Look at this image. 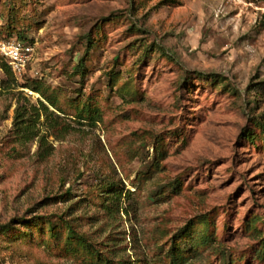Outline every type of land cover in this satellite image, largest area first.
<instances>
[{
	"label": "rangeland",
	"instance_id": "obj_1",
	"mask_svg": "<svg viewBox=\"0 0 264 264\" xmlns=\"http://www.w3.org/2000/svg\"><path fill=\"white\" fill-rule=\"evenodd\" d=\"M10 32L34 54L0 63V224L57 235L15 221L0 264H264V0H0Z\"/></svg>",
	"mask_w": 264,
	"mask_h": 264
},
{
	"label": "trees",
	"instance_id": "obj_2",
	"mask_svg": "<svg viewBox=\"0 0 264 264\" xmlns=\"http://www.w3.org/2000/svg\"><path fill=\"white\" fill-rule=\"evenodd\" d=\"M3 38H14V39H17V40H21V41H24V42H28L25 40V37L24 35L21 33V32H18L17 35H12V33L10 32L9 34H6V35H2ZM101 42V39L98 38V36H95V37H89L87 39V44H86V49L83 53V56L79 57L78 58V63L75 65V74L76 75H79L81 77L84 76L85 74V61L87 60V55L90 53L91 49L93 48V46H96L98 45L99 43ZM0 63H1V67L4 69V71L6 72L7 76L9 78H14L15 79V76L11 70V68L8 66V64H6V62H4L2 60V58L0 57ZM26 74V73H25ZM24 74V75H25ZM23 75V76H24ZM39 79H42V78H32V77H29L27 78L28 81H31L30 84H28V82L24 85L26 86H30L32 87V89L34 91H41L40 89V86H39ZM112 81H114V76H112ZM125 86L124 85H121L118 87V90H122ZM125 92H127L128 94H130V92L128 90H125ZM49 102L51 103V105H53L54 107L57 108V104H56V100L54 99H48ZM90 101V100H89ZM88 100H77V106H76V111H75V115L77 118L79 119H85V120H92V121H95L96 120V108L95 105H93L91 102H89ZM41 105L43 106V108L48 111V107L43 103L41 102ZM23 114H20L18 113L16 115V118L18 120L19 117H22ZM22 121V119H21ZM263 127H264V124H262ZM23 129H30L29 128V125H26L25 127H23ZM248 135V138H254V136L252 137V134L249 133L247 134ZM111 187V186H110ZM105 189H108L109 187H104ZM117 188H114V190L112 192H116ZM101 191H104V190H101ZM106 192V191H105ZM116 197V200H119L121 197H122V191H120ZM105 199V198H103ZM102 199V201H103ZM108 199V198H107ZM108 207V206H106ZM27 218L23 217V216H15L11 219L10 222L8 223H2L0 224V233H9L10 229H11V225L12 223H14L15 221H19L18 224L20 226H24L27 230H24V234H28V231L29 229H32L33 227L35 228V231H37L39 234L41 233H45L46 230H48L47 232L50 234L51 237H56V233L54 232L55 229L57 228V225L56 224H53L52 221L44 216H36L33 220H26ZM47 226V228H45ZM29 227V228H27ZM20 228H16L15 230H19ZM46 229V230H45ZM195 230V228L191 227V228H186L182 231V237L185 238V239H191L192 236H193V231ZM31 233H32V230H31ZM78 242L80 244H84V240L83 239H79ZM195 244H191V247H194ZM172 252H171V264H184L185 261L187 259H185V254H183V249L180 247V246H173L172 247Z\"/></svg>",
	"mask_w": 264,
	"mask_h": 264
},
{
	"label": "built area",
	"instance_id": "obj_3",
	"mask_svg": "<svg viewBox=\"0 0 264 264\" xmlns=\"http://www.w3.org/2000/svg\"><path fill=\"white\" fill-rule=\"evenodd\" d=\"M34 47L30 42L0 37V57L11 68L16 78L26 73Z\"/></svg>",
	"mask_w": 264,
	"mask_h": 264
}]
</instances>
